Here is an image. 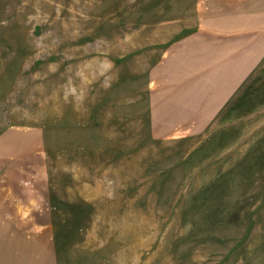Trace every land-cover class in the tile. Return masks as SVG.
Masks as SVG:
<instances>
[{
    "label": "rangeland",
    "instance_id": "rangeland-1",
    "mask_svg": "<svg viewBox=\"0 0 264 264\" xmlns=\"http://www.w3.org/2000/svg\"><path fill=\"white\" fill-rule=\"evenodd\" d=\"M0 264H264V0H0Z\"/></svg>",
    "mask_w": 264,
    "mask_h": 264
}]
</instances>
